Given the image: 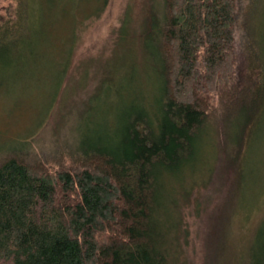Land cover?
I'll use <instances>...</instances> for the list:
<instances>
[{"label": "trees", "instance_id": "trees-1", "mask_svg": "<svg viewBox=\"0 0 264 264\" xmlns=\"http://www.w3.org/2000/svg\"><path fill=\"white\" fill-rule=\"evenodd\" d=\"M29 1L0 16V77L45 36L35 5L45 20L46 7L61 3ZM158 1L143 17L147 37L155 34L156 79L125 87L117 112L124 87L112 69L111 128L54 169L14 150L0 159V264H193L185 208L208 186L209 198L222 188L225 197L208 222L202 264H264V211L236 246L226 237L234 196L241 207L255 182L246 149L264 114L257 5L248 2L242 19L244 0Z\"/></svg>", "mask_w": 264, "mask_h": 264}, {"label": "rangeland", "instance_id": "rangeland-1", "mask_svg": "<svg viewBox=\"0 0 264 264\" xmlns=\"http://www.w3.org/2000/svg\"><path fill=\"white\" fill-rule=\"evenodd\" d=\"M154 1L61 0L56 7H46L51 15L45 20L41 5H35L39 16L34 26L36 31L45 30V36L38 34L40 41L35 47L26 46L28 61L16 64L10 77H0V159L14 150L29 163L40 161L54 169L71 161L73 146H82L111 128L116 116L106 107V87L110 84L105 81L112 69L119 72V88L124 87L114 99L120 108L117 112L128 94L125 87L139 83L148 86L156 79L151 66L157 64L152 41L155 34L147 37L143 23L150 3L160 7L159 1ZM244 1L245 10L239 17L246 18L248 2L257 5L252 16L264 48V0ZM18 5L19 0H0V16H13ZM100 88V96L94 98ZM150 93V97L155 94L154 89ZM251 138L246 164L255 182L241 207H236L234 196L226 227V237L234 246L248 237L264 211V114ZM211 189L197 190L199 204L192 200L185 208L187 252L193 264H202L208 222L216 216L215 204L225 197L222 188L209 198Z\"/></svg>", "mask_w": 264, "mask_h": 264}]
</instances>
